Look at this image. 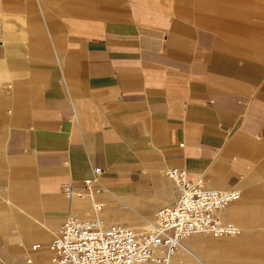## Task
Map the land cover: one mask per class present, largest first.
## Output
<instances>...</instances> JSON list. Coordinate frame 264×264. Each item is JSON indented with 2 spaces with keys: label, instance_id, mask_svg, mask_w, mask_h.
Segmentation results:
<instances>
[{
  "label": "crops",
  "instance_id": "obj_1",
  "mask_svg": "<svg viewBox=\"0 0 264 264\" xmlns=\"http://www.w3.org/2000/svg\"><path fill=\"white\" fill-rule=\"evenodd\" d=\"M209 3L0 0V264H51L87 202L63 186L94 166L101 214L132 227L177 198L171 166L239 188L219 215L241 232L215 241V263L264 264L246 261L264 241V44Z\"/></svg>",
  "mask_w": 264,
  "mask_h": 264
},
{
  "label": "built area",
  "instance_id": "obj_2",
  "mask_svg": "<svg viewBox=\"0 0 264 264\" xmlns=\"http://www.w3.org/2000/svg\"><path fill=\"white\" fill-rule=\"evenodd\" d=\"M100 170V166H94L79 188L70 183L63 186L68 200L87 202L71 207L51 238V264H178L173 256L182 239L192 233L218 237L241 232L233 220L219 215V210L240 196L239 188L208 187L200 176L186 178L181 166L165 170L177 184L179 194L154 210L148 229L108 222L101 214L103 202L96 198L104 190L98 178Z\"/></svg>",
  "mask_w": 264,
  "mask_h": 264
},
{
  "label": "rangeland",
  "instance_id": "obj_3",
  "mask_svg": "<svg viewBox=\"0 0 264 264\" xmlns=\"http://www.w3.org/2000/svg\"><path fill=\"white\" fill-rule=\"evenodd\" d=\"M209 1L211 8H215L216 12H219L220 16L217 19L222 20H234V21H246L252 24V28H256L252 36H260L259 40H262L264 44V0H205ZM257 30H261V33H258ZM264 54V49H262ZM264 187V186H263ZM264 190V188H262ZM154 210H150L147 215L148 217L153 216ZM128 215L136 218V222H139L137 213L128 212ZM151 222L152 220H147ZM147 222V223H148ZM145 221H141L137 225L133 226L135 229H145ZM258 235L264 236V230L260 231ZM232 236H222L218 238H229ZM249 246V245H247ZM248 257L246 261L255 262L257 260H264V241H258L253 243L248 247ZM260 255V256H259Z\"/></svg>",
  "mask_w": 264,
  "mask_h": 264
},
{
  "label": "bare ground",
  "instance_id": "obj_4",
  "mask_svg": "<svg viewBox=\"0 0 264 264\" xmlns=\"http://www.w3.org/2000/svg\"><path fill=\"white\" fill-rule=\"evenodd\" d=\"M151 222L148 223L146 222L144 224L145 229L142 230L148 229ZM136 230H140V229H136ZM222 236H236V235H221L218 237H222ZM218 237L200 232L192 233L191 235L182 239L179 247L177 248L176 253L173 256V260L176 261L178 264H197L204 262H205L204 264H216L215 250H217V245L215 246V248L213 247V245L215 241L218 240ZM197 248L204 253L205 258L201 256L200 253L197 252Z\"/></svg>",
  "mask_w": 264,
  "mask_h": 264
}]
</instances>
